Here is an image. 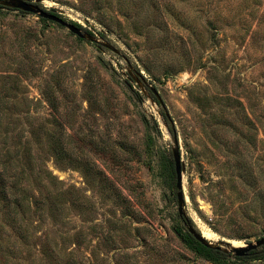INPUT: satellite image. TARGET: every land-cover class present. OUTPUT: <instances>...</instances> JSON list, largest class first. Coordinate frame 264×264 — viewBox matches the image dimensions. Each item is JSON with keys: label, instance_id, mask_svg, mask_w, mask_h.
Segmentation results:
<instances>
[{"label": "rangeland", "instance_id": "374dc122", "mask_svg": "<svg viewBox=\"0 0 264 264\" xmlns=\"http://www.w3.org/2000/svg\"><path fill=\"white\" fill-rule=\"evenodd\" d=\"M39 4L121 54L0 8V264H264L187 245L166 165L174 128L189 219L264 236V0Z\"/></svg>", "mask_w": 264, "mask_h": 264}, {"label": "water", "instance_id": "95a60500", "mask_svg": "<svg viewBox=\"0 0 264 264\" xmlns=\"http://www.w3.org/2000/svg\"><path fill=\"white\" fill-rule=\"evenodd\" d=\"M40 0H0V5L5 8L16 9L28 13H32L37 15L39 18H46L61 24L66 27L69 31H71L74 35L82 38L83 40L97 43L100 46L106 47L117 54H121L119 48H117L114 44L108 41L101 40L95 34L90 33L88 31H84L82 27L75 25L73 22H69L63 17L45 9L43 6L39 4ZM128 72L131 77L136 81V83L142 88L143 91L147 92L146 86L151 90L154 94L156 101L162 106L164 109L165 115L167 118H170V114L167 110L166 104L160 95V92L151 84H149L146 78L139 72L133 71L131 68H128ZM155 103V101H153ZM173 129V141L174 145L172 147V154L175 163V171H176V198L178 205V214L180 218L183 220L185 226L188 231L203 245L206 247L220 250L224 253H229L231 255L237 257H244L248 255L252 250L258 249L264 246V236L255 240L249 241L247 243L241 245H234L232 242L227 240H220L217 242L211 241L207 238L202 231H200L197 227H195L191 221L189 220L188 213L186 211V194L184 191L183 185V170H184V162L181 156V148L179 145L178 136L176 131Z\"/></svg>", "mask_w": 264, "mask_h": 264}, {"label": "trees", "instance_id": "16d2710c", "mask_svg": "<svg viewBox=\"0 0 264 264\" xmlns=\"http://www.w3.org/2000/svg\"><path fill=\"white\" fill-rule=\"evenodd\" d=\"M42 1V0H40ZM0 8H5L3 6L0 5ZM11 9V8H8ZM16 10V9H13ZM20 11V10H19ZM23 13H25L24 11H21ZM56 14V13H55ZM59 15V14H58ZM42 21H47L48 19L46 18H40ZM75 25L80 26L83 28V26H81L79 23L77 22H73ZM84 29V28H83ZM87 30V29H86ZM88 32L92 33L90 30H87ZM80 40H83L82 38L78 37ZM165 114V112H164ZM173 131V129H172ZM167 166H168V170H169V187L171 188V190L175 193L176 196V171H175V163H174V159L172 158H167ZM0 193H1V199L5 200L3 206L5 208H13V204H12V199L8 198V195L6 193V190L4 189V187H2V189H0ZM177 199V198H176ZM18 203V201H17ZM191 221V223L197 227L195 225V223L189 219ZM180 234L183 236L184 240L186 241L187 245L191 248H194L197 252L202 253L203 255H205L206 257H208L211 260L214 261H222L227 257H230L229 253H224L220 250H216V249H212L209 247H206L205 245H203L201 242H199L187 229V227L183 224L180 227ZM237 259H241V260H246L249 258H256V259H261L264 260V246L252 250L248 255L244 256V257H237L235 256Z\"/></svg>", "mask_w": 264, "mask_h": 264}, {"label": "bare ground", "instance_id": "6f19581e", "mask_svg": "<svg viewBox=\"0 0 264 264\" xmlns=\"http://www.w3.org/2000/svg\"><path fill=\"white\" fill-rule=\"evenodd\" d=\"M235 245H237V244H235Z\"/></svg>", "mask_w": 264, "mask_h": 264}]
</instances>
